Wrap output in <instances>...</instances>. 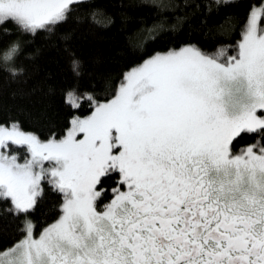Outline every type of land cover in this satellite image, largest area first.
<instances>
[{
	"label": "snow or ice",
	"instance_id": "1",
	"mask_svg": "<svg viewBox=\"0 0 264 264\" xmlns=\"http://www.w3.org/2000/svg\"><path fill=\"white\" fill-rule=\"evenodd\" d=\"M101 20L119 72L39 76ZM56 91L39 127L6 103ZM0 264H264V0H0Z\"/></svg>",
	"mask_w": 264,
	"mask_h": 264
},
{
	"label": "trees",
	"instance_id": "2",
	"mask_svg": "<svg viewBox=\"0 0 264 264\" xmlns=\"http://www.w3.org/2000/svg\"><path fill=\"white\" fill-rule=\"evenodd\" d=\"M102 4H110L113 0H99ZM260 0H233L236 10L243 15L250 4H258ZM148 23H151L152 17L147 15L148 10H143ZM226 11L220 9L218 12L213 11L209 17V23L212 25L223 21ZM187 26L178 36L183 38ZM238 29L232 33V39L225 40V43H235L238 39ZM195 35H200L196 33ZM177 34L171 31H165L154 42L149 43V47H163L171 45L177 40ZM127 43V26L117 25L106 26L101 20L97 25H89L79 31L72 41L70 51H56L51 48H44L36 63L39 65V76L54 82L57 87L67 83L73 78L71 68V57L73 54L78 56L83 63L84 80L99 79L106 72H119L124 63H127L131 57L125 54ZM39 41H37V45ZM37 45H34L37 46ZM59 92L45 94L36 92L26 97H7L6 103L14 107L23 106L26 110V123L39 127L43 120L39 116L42 110L47 111L50 115L56 113L58 107ZM46 105L50 107L45 108ZM31 113L33 118H29L27 113ZM47 202L42 206V210H47Z\"/></svg>",
	"mask_w": 264,
	"mask_h": 264
}]
</instances>
